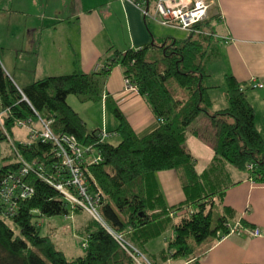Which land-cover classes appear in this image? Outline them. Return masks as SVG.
<instances>
[{"label": "trees", "instance_id": "16d2710c", "mask_svg": "<svg viewBox=\"0 0 264 264\" xmlns=\"http://www.w3.org/2000/svg\"><path fill=\"white\" fill-rule=\"evenodd\" d=\"M145 20L147 27L149 19ZM195 27L200 31L188 32L184 38L166 36L156 42L152 36L148 44L123 51L111 46L100 59L104 61L102 66L94 71L46 76L20 88L0 64V141H7L9 147L0 178L18 167L19 157L43 163L44 172L52 173L56 160L52 144L29 137L31 130H42L41 118L48 121L53 134L73 135L85 149L81 167L90 190L101 194L99 210L104 221L124 233L152 264L167 257L196 258L200 249L197 245L212 243L229 233L226 226L231 223L227 218L231 210L225 207V214L214 217V203L223 199L227 187L239 182L232 180L229 168L264 183V140L244 86L234 76L225 77L226 107L212 110L210 86L205 81L208 64L218 53L217 39L207 19ZM116 65L158 122L144 136L138 137L124 114L113 106L110 110L117 126L112 131L104 130L107 135L102 137L103 129H88L67 102L70 94L82 102H100L109 70ZM200 114L208 117L209 124L191 128ZM14 127L27 128V137L16 142ZM189 131L213 148V156L201 173L196 172L195 159L186 148ZM113 135L119 136L115 144L107 141ZM95 154L101 159L94 162ZM167 169L179 172L184 193V200L172 207L165 205L155 178L157 171ZM24 182L33 187V193L17 200L14 213L7 212V204L0 197V264H135L107 230L90 217L75 229V234L87 242L83 252L67 256L50 232L41 234L43 218L63 215L64 219L68 212L64 198L34 172L27 174ZM167 227H172L173 235L165 248L157 254L146 253V243Z\"/></svg>", "mask_w": 264, "mask_h": 264}, {"label": "crops", "instance_id": "0c3cea01", "mask_svg": "<svg viewBox=\"0 0 264 264\" xmlns=\"http://www.w3.org/2000/svg\"><path fill=\"white\" fill-rule=\"evenodd\" d=\"M5 13H19L36 19L33 24L26 22L22 25V36L25 38L20 43H0L2 68L18 88L46 76L68 74L75 70L84 73L94 71L104 63L100 59H104L109 47L123 51L148 44L152 36L155 38L154 27L158 29L157 25H160L153 26L154 21L147 20L148 30L139 9L124 0H0V18ZM206 19L217 39L215 46L218 53L211 63H219L220 84L224 85L221 92L219 85H208L212 110L226 107L225 77L234 76L244 86L246 98L254 109L256 127L264 140V0H211ZM157 32L158 38L164 37L159 29ZM208 73L210 78L211 73ZM254 83H262L263 86H253ZM96 104L100 107L102 118L100 122L96 121L93 128L87 126V117L70 104L88 129L114 130L117 119L110 110L113 106L124 114L138 137L158 125L144 98L135 88L125 85L117 65L109 70L103 97ZM208 124V117L200 114L191 128ZM185 144L195 159L196 172L201 173L213 156L211 143L189 131ZM5 156L7 148L2 147L0 167ZM229 174L232 180L239 182L227 187L223 199L217 200L219 212L224 213L225 207L230 208L231 215L227 218L231 223L240 222L247 227L258 228L261 234L255 236L245 231L227 233L212 243L206 241L197 245L196 248L200 249L196 258L167 257L158 259L156 264H193L195 260H198L197 264H264V183L249 179L246 172L234 168H229ZM155 178L166 206L172 207L184 200L178 171L160 170ZM172 218L175 221L177 215ZM50 226L49 232L54 237L55 226ZM168 232L162 241L154 242L160 235L150 239L145 245V252L157 254L165 248L167 239L173 235L172 227ZM73 235H76L75 232ZM67 237L64 236L63 240Z\"/></svg>", "mask_w": 264, "mask_h": 264}, {"label": "built area", "instance_id": "2783aa9c", "mask_svg": "<svg viewBox=\"0 0 264 264\" xmlns=\"http://www.w3.org/2000/svg\"><path fill=\"white\" fill-rule=\"evenodd\" d=\"M132 3L141 12L142 16L151 21L164 26L176 27L187 32H199L196 24L203 22L207 18L211 0H124ZM126 86L132 87L124 79ZM253 86L262 87V84ZM42 130H31L30 139H39L52 144L55 155V163L52 164V173L44 172L45 165L35 161L28 162L19 157L18 167L13 171H8L0 178V197L7 204V212L14 213L17 208L19 198H28L33 193V187L24 182V177L30 172L45 180L55 188L64 198L68 212L64 219H68L70 214L79 209L89 215L90 218L99 222L134 259L136 264H149L147 259L135 248V245L125 236L124 233L111 229L104 221L100 213L99 206L101 194L98 191L90 190L85 173L81 167L84 159L85 149L78 144L73 135H55L48 127V121L41 118ZM100 135L105 137L107 134L103 130ZM30 141L24 144H29ZM99 154L92 156V161H98ZM91 161V160H90ZM249 164L247 167L250 168ZM228 232L242 233L247 232L251 235H260L258 228H248L240 222L228 223ZM86 240H82L83 248Z\"/></svg>", "mask_w": 264, "mask_h": 264}, {"label": "rangeland", "instance_id": "374dc122", "mask_svg": "<svg viewBox=\"0 0 264 264\" xmlns=\"http://www.w3.org/2000/svg\"><path fill=\"white\" fill-rule=\"evenodd\" d=\"M33 20L36 21L35 17H27L24 14L19 13H5L1 14L0 18V43H20V41L25 38L22 36V25L26 22L33 24ZM152 22V21H151ZM158 23L153 24L157 25ZM158 29L162 33V36L166 37V35L175 37V38H183L186 37L189 33L187 31H179L176 27H164L161 25H157ZM175 28V29H174ZM155 31V41L158 42L159 34H157V28L154 27ZM27 34V32H26ZM163 38V37H161ZM213 60V59H212ZM212 60L209 63L208 72L211 73L210 78L208 77L205 81L206 85H219L218 90L221 92L223 89V83L220 84V73L221 68L218 62H212ZM1 64V62H0ZM2 66V65H1ZM222 82V81H221ZM224 92V90L222 91ZM68 103L75 106V109L79 111L84 117H87V126L89 128H93L96 126V121L100 122L102 118V113L100 111L99 105H97L94 102H88L86 104H83L84 102H81L80 99L73 94H70L68 96ZM69 104V105H70ZM110 115V114H109ZM15 138L14 140L17 142L18 139L24 140L27 137V128L25 127H16L14 129ZM109 142L111 143H117L119 141L118 136H111L108 138ZM5 147L7 148V151L9 150L8 145H6V141H0V152L1 148ZM1 163V159H0ZM75 210L70 214V217L68 219H63V215H55L51 217H45L43 218L41 222V234H47L49 233V226L54 225L55 226V235L54 238L58 243V246L66 253L67 256L70 255H76L78 252H82L84 249L83 246H81V240L79 237H76V235L72 236V233L75 232V229L81 227L88 219L89 215L81 210ZM218 210V203L215 202L213 206V215L214 217L219 215ZM171 227H167L169 230ZM166 229V230H167ZM168 230L167 232H164L160 235L158 239H156L154 242L162 241L164 239V236H168ZM64 236H68L66 240H63ZM68 240V241H67ZM115 240V239H114ZM116 241V240H115ZM117 242V241H116ZM118 244V242H117ZM119 245V244H118ZM135 248L141 252L144 257L147 259L149 264H152L147 255L135 245ZM126 254V253H125Z\"/></svg>", "mask_w": 264, "mask_h": 264}, {"label": "bare ground", "instance_id": "6f19581e", "mask_svg": "<svg viewBox=\"0 0 264 264\" xmlns=\"http://www.w3.org/2000/svg\"><path fill=\"white\" fill-rule=\"evenodd\" d=\"M110 227V226H109ZM111 228V227H110ZM112 229V228H111ZM127 252V251H126ZM128 253V252H127ZM141 253V252H140ZM129 254V253H128ZM142 254V253H141ZM143 255V254H142ZM129 256L133 259V257L129 254ZM144 256V255H143ZM134 261V259H133ZM134 263L136 264V262L134 261Z\"/></svg>", "mask_w": 264, "mask_h": 264}]
</instances>
